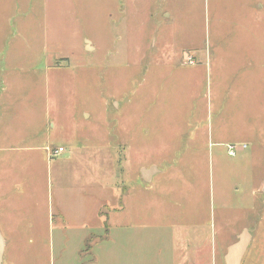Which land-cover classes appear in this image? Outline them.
I'll return each mask as SVG.
<instances>
[{
	"label": "rangeland",
	"instance_id": "1",
	"mask_svg": "<svg viewBox=\"0 0 264 264\" xmlns=\"http://www.w3.org/2000/svg\"><path fill=\"white\" fill-rule=\"evenodd\" d=\"M35 1L0 6V46L40 49L16 91L65 152H2L6 261L223 264L247 231L264 264V0Z\"/></svg>",
	"mask_w": 264,
	"mask_h": 264
},
{
	"label": "crops",
	"instance_id": "2",
	"mask_svg": "<svg viewBox=\"0 0 264 264\" xmlns=\"http://www.w3.org/2000/svg\"><path fill=\"white\" fill-rule=\"evenodd\" d=\"M0 1H1L0 3L1 8L10 7V6L16 7L20 5L24 7L26 12L29 11L30 6H34V7L36 6L35 0H0ZM46 3L47 0L44 3H41L40 6H46ZM263 8L262 6H259V9L257 10L263 13L264 11ZM10 19L12 21V18H8V20ZM16 31L17 34H19V31L18 30ZM17 36L20 37L19 35ZM1 39L2 38H0V43H3ZM43 53H44V49H43ZM41 54L42 53L40 49L35 47H30L25 50L23 47H18V46H16L15 48L0 46V163L9 164L10 162H12V159H10V157L7 155L5 156L2 155V152L14 151V150L22 152V154L26 152V155L23 157H29L33 155L34 151H39V149H41L42 152H45V156H46L45 159L49 158V150L51 149V147L49 146L50 145L49 140H45V142L41 146H34L38 142L37 139L41 129L40 116L38 113L34 112L29 105L24 104L26 101H28V98L18 96L19 93H17L18 91H16V89L18 87L21 88L20 85H24V83L19 81L17 83V81L14 79L15 78L14 71L20 70L19 68H22L21 70H24L23 64L29 65L26 68H30V69L36 67L40 62L39 56ZM186 54L189 55V53H185V52H182L181 54L182 65H183V58L184 56H186ZM38 58L39 61L37 60ZM48 61L50 62V59H48ZM49 62H47L48 71L49 69H52L49 66ZM183 66L193 67L195 66V63L191 65H183ZM52 70L55 71L54 69ZM13 83L15 85L14 89H13ZM19 102H23L21 103V106H18ZM17 106L19 107V110L16 109ZM210 109H211V104H210ZM58 148H62V147H58ZM52 150H55V148H53ZM64 152L65 149H63L62 153ZM153 168L155 169V167ZM143 170H148V169H143ZM1 178H4V176H0V179ZM152 179L153 178L151 177L150 181ZM1 188L2 185L0 186V189ZM259 189L262 192L264 191L263 183L259 185ZM0 196H1L0 202H3V199H5V197L4 195H0ZM10 196L11 198H15L14 194H11ZM57 211H59L58 214L60 215L61 220L62 221L66 220V216H64V214H61L63 213V211L60 210ZM99 214H101V211H99L96 214V216L99 217ZM3 220H4L3 213L0 211V236L3 241V254H2L1 264H13L15 257L11 256L10 259L6 261L7 241L5 240L4 233L6 234L5 229L7 228H5ZM129 228H132V225H129ZM132 244H133V238L130 237V239L128 240L129 255ZM192 253L194 254H192L191 258L181 259L178 264H200V261L198 260V248L197 250L196 248L195 250L192 249ZM224 256H223V264H225ZM128 264L130 263L128 262Z\"/></svg>",
	"mask_w": 264,
	"mask_h": 264
},
{
	"label": "water",
	"instance_id": "3",
	"mask_svg": "<svg viewBox=\"0 0 264 264\" xmlns=\"http://www.w3.org/2000/svg\"><path fill=\"white\" fill-rule=\"evenodd\" d=\"M88 43L86 42V49H89ZM155 169L152 168L151 170H142V178L144 181H150L151 177L155 173ZM264 192V191H263ZM250 243V235L247 231H244L239 237L237 238V242L231 245L224 256L225 264H241L242 258L249 246ZM2 254H3V241L0 236V264L2 261Z\"/></svg>",
	"mask_w": 264,
	"mask_h": 264
},
{
	"label": "built area",
	"instance_id": "4",
	"mask_svg": "<svg viewBox=\"0 0 264 264\" xmlns=\"http://www.w3.org/2000/svg\"><path fill=\"white\" fill-rule=\"evenodd\" d=\"M191 61V60H190ZM246 149V146L245 145H239V146H228L227 147V153H228V156L230 157H233L235 156V154L238 152V151H244ZM63 151L62 148H58V149H55V150H49V156L50 157H56L58 156L59 154H61Z\"/></svg>",
	"mask_w": 264,
	"mask_h": 264
}]
</instances>
